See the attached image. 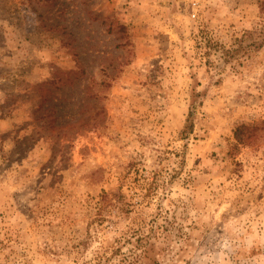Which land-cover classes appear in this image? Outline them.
I'll use <instances>...</instances> for the list:
<instances>
[{"label":"rangeland","instance_id":"374dc122","mask_svg":"<svg viewBox=\"0 0 264 264\" xmlns=\"http://www.w3.org/2000/svg\"><path fill=\"white\" fill-rule=\"evenodd\" d=\"M143 233L147 264H264V0H0V264Z\"/></svg>","mask_w":264,"mask_h":264},{"label":"trees","instance_id":"16d2710c","mask_svg":"<svg viewBox=\"0 0 264 264\" xmlns=\"http://www.w3.org/2000/svg\"><path fill=\"white\" fill-rule=\"evenodd\" d=\"M196 102H192L189 115L187 117L186 123L183 126L181 133L187 134L191 131L193 127V121H192V115L193 111L195 109ZM255 125H247V124H241L237 127L235 130V137L239 142L243 141V132L246 129H254ZM153 235L152 233H146L141 234L131 242H133L132 248H130V256L129 258L123 257L121 259V262L124 261L127 264H147L149 261L152 263L157 262L158 256L155 254H159V251H156V245L157 243L155 240L152 239Z\"/></svg>","mask_w":264,"mask_h":264}]
</instances>
